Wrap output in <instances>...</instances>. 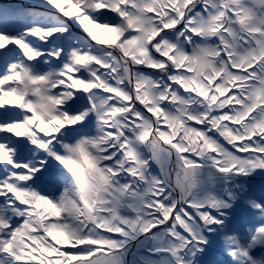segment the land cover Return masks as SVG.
Returning <instances> with one entry per match:
<instances>
[{
    "label": "snow or ice",
    "instance_id": "obj_1",
    "mask_svg": "<svg viewBox=\"0 0 264 264\" xmlns=\"http://www.w3.org/2000/svg\"><path fill=\"white\" fill-rule=\"evenodd\" d=\"M0 264H264V0L0 3Z\"/></svg>",
    "mask_w": 264,
    "mask_h": 264
},
{
    "label": "bare ground",
    "instance_id": "obj_2",
    "mask_svg": "<svg viewBox=\"0 0 264 264\" xmlns=\"http://www.w3.org/2000/svg\"><path fill=\"white\" fill-rule=\"evenodd\" d=\"M18 2V0H0V3H4V4H9V3H15ZM70 23V21H69ZM72 29H73V33L78 36V37H82V38H89L87 37V33H84L81 29L76 28L75 25H71ZM93 31H95V29H93ZM98 38L100 40H107L109 37L106 35H103L101 33H97ZM93 43H95V41H93Z\"/></svg>",
    "mask_w": 264,
    "mask_h": 264
}]
</instances>
